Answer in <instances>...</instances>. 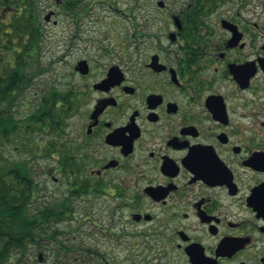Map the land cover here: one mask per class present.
<instances>
[{
	"label": "flooded vegetation",
	"instance_id": "af4514ba",
	"mask_svg": "<svg viewBox=\"0 0 264 264\" xmlns=\"http://www.w3.org/2000/svg\"><path fill=\"white\" fill-rule=\"evenodd\" d=\"M15 1L0 0L5 51ZM55 1L44 20L70 27L85 0ZM104 1L129 29L58 35L65 54L107 59L70 64L63 125L67 91L48 93L58 125L44 130L45 174L71 198L101 199L144 264H264V0Z\"/></svg>",
	"mask_w": 264,
	"mask_h": 264
},
{
	"label": "rangeland",
	"instance_id": "374dc122",
	"mask_svg": "<svg viewBox=\"0 0 264 264\" xmlns=\"http://www.w3.org/2000/svg\"><path fill=\"white\" fill-rule=\"evenodd\" d=\"M85 0L84 3L77 5L76 22L71 23L70 27L53 25L50 18L49 23L44 20V16L50 10H57L55 0H32L36 7V20L39 22L42 34V41L39 48L33 46L31 57L24 55L21 61H25V77L29 78L27 86L18 97L16 103L10 108V112L17 118H24L36 112L40 103L45 100L48 93L55 89L67 91L71 83L69 78V66L74 60L80 57H88L98 62L107 59V56L100 52L93 51L87 53L78 51L65 54L63 48L58 44V35L63 34L65 40L77 32L82 40L100 38L99 34L106 29H111L117 21L123 23L125 29H129L130 18H124L119 12L110 8L108 2L95 0ZM110 24V25H109ZM109 25V26H108ZM39 29V28H38ZM12 49L5 51L0 49V72L14 65V49H19L20 41L13 36ZM51 103V102H49ZM31 133L27 148L21 149L20 141H23L19 135L11 137V141L3 140L2 154L5 161L14 159H27L32 169L33 177L39 188V194L32 202V209L36 206L42 207L45 204L64 200L70 185L68 181L56 183L52 177L45 174V169L52 167V161L45 159L40 155L36 143L42 138L47 141L48 135L44 133ZM18 147V148H17ZM31 148V150H29ZM88 205L86 200L72 198V211L67 213L65 218L52 222L41 237H38L27 251L26 262L21 264H35L38 255L42 262L38 264H144L151 261L150 257L145 255L149 252L143 251L140 246H136L133 235H127V231L132 228L124 229L125 234L119 233L122 226L116 219L108 216L105 206L100 202ZM103 202L105 204L104 198ZM110 205V199L107 198ZM118 214H113L116 218ZM110 218L114 223H110ZM57 229L55 239H51V231ZM38 260V259H37ZM164 262V261H161ZM5 264H15L14 261H7Z\"/></svg>",
	"mask_w": 264,
	"mask_h": 264
},
{
	"label": "trees",
	"instance_id": "16d2710c",
	"mask_svg": "<svg viewBox=\"0 0 264 264\" xmlns=\"http://www.w3.org/2000/svg\"><path fill=\"white\" fill-rule=\"evenodd\" d=\"M33 3L32 0L25 2L16 0L13 3V36L20 41V44L19 49H14V65H10L0 73V264H5L7 261H14L15 264L25 262L24 256L27 255L29 246L45 233L52 222L65 218L67 213L72 211L70 200L74 192L66 195L63 201L32 209L31 205L38 198L39 188L29 161L27 159L5 161L2 154L3 140L9 142L12 136L19 135L23 138L19 147L24 150L28 146L30 132L43 134L46 126L49 125L50 130L53 131L58 125L54 120L52 93L45 97L36 112L24 118H17L9 112L29 80L25 77V61L20 59L24 55L31 57L32 47H38L39 44L40 34L36 25V7ZM9 92L12 94L10 95ZM57 98L62 103L59 120H61L60 125H63L70 111L68 91ZM6 103L9 106L7 109ZM42 145L41 138L35 146L41 151ZM50 148H53L52 144L47 147L48 152ZM56 232L57 229H54L48 236L55 239ZM35 264H38L37 259Z\"/></svg>",
	"mask_w": 264,
	"mask_h": 264
},
{
	"label": "water",
	"instance_id": "95a60500",
	"mask_svg": "<svg viewBox=\"0 0 264 264\" xmlns=\"http://www.w3.org/2000/svg\"><path fill=\"white\" fill-rule=\"evenodd\" d=\"M88 69L87 65H86V61L84 60L81 64L80 70L82 72H85Z\"/></svg>",
	"mask_w": 264,
	"mask_h": 264
}]
</instances>
